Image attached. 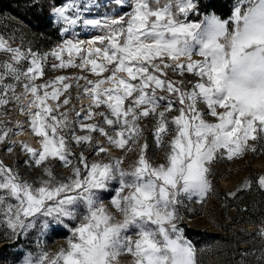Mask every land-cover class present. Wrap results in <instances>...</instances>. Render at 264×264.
Segmentation results:
<instances>
[{
	"label": "snow or ice",
	"instance_id": "1",
	"mask_svg": "<svg viewBox=\"0 0 264 264\" xmlns=\"http://www.w3.org/2000/svg\"><path fill=\"white\" fill-rule=\"evenodd\" d=\"M114 3L129 10L89 19L84 13L95 0L53 6L63 34L78 25L103 34L66 38L43 53L0 35V52L8 54L0 61V109L14 103L26 117L0 120V144L8 154L19 147L26 168L40 170L33 177L0 160V227L13 237L38 223L41 232L57 225L71 233L66 247L29 253L21 264H122L125 256L127 264H199L180 226L185 198L205 202L217 160L264 152V0H237L227 18L213 12L203 19H190L199 0ZM50 57L53 70L74 67L96 78L37 83ZM73 86L77 100L89 101L79 110ZM145 121L163 150L160 163L150 155ZM25 125L38 147L11 139ZM256 183L264 190V174ZM252 184L246 179L228 195ZM108 193L106 205L101 195Z\"/></svg>",
	"mask_w": 264,
	"mask_h": 264
},
{
	"label": "rangeland",
	"instance_id": "2",
	"mask_svg": "<svg viewBox=\"0 0 264 264\" xmlns=\"http://www.w3.org/2000/svg\"><path fill=\"white\" fill-rule=\"evenodd\" d=\"M66 2L67 0H64L63 3ZM84 3H87V0H81V5ZM117 10L120 13H123L129 9L127 6L120 7L116 5L114 0H95V5L91 6L90 10L84 13V17L89 19H101L106 15H115ZM209 13L213 12L203 13L200 19H203V16ZM190 19L194 18L190 15ZM53 21L57 22L55 14H53ZM62 26L63 25L61 24V28ZM101 34H103V29L78 25L69 33H62V36L63 39L78 37L81 40H88L95 35ZM17 46V44H14L13 47ZM66 55L67 54H65V56ZM0 59L2 61L8 59V54L0 52ZM52 62L53 61L50 57L48 64L45 66V75L38 78L37 83H44L48 79H52L58 75H65L69 77L82 75L87 76L88 79L96 78L91 72L82 71L81 69L74 67L53 70L51 68ZM76 62L79 63L78 58H76ZM186 79L191 80L193 77L189 75L186 77ZM79 83L83 85L85 81L80 80ZM22 90V87L19 86L16 89L18 93L22 92ZM69 91L72 93L73 97L72 104L76 106L77 110H79L82 105H87L89 102L87 97H82L80 100L75 98L77 91H79L75 88V86H73ZM61 99H63V97H61ZM24 102L27 101L25 100ZM48 103L52 104L53 102L49 100ZM5 113L7 114L5 115ZM72 115L74 116V113ZM0 120L23 122L26 120V117L19 112L17 106L14 103H10L9 105H6L4 108L0 109ZM144 125L145 136L148 138L150 144V155L154 158L155 163H160L162 162L163 150L157 149L152 140L151 123L149 121H145ZM9 126L14 127L12 124H9ZM94 136H98V134H94ZM11 139L17 141H27L33 147L39 146L38 138L35 137L33 133H31L30 129H28L26 125L20 135H12ZM6 147L7 145L0 144V160H3V162L7 165L19 168L22 174L26 173L27 175L33 177L39 174V169L29 170L26 168L23 163V161L26 159V156L19 147H16L12 154H8L6 152ZM76 150L79 151L80 149ZM113 154L121 155L118 150H113ZM134 158L135 154H132L125 162V166H127L128 163H131V160ZM55 168L59 173H66L67 171L59 163L55 164ZM262 174H264V152H248L243 157L236 158L231 161L227 160L226 158L217 160L213 166V174L210 177L212 180L213 190L208 195L205 202L203 204L198 203L196 197H193L191 200H188L187 198L184 200V205L180 209V214L184 217V219L180 222V226L184 229V234L186 233L187 228L194 227H199L205 232L222 231L229 234V231L237 229L239 225L243 226V224H241L242 220L239 210L240 207H242L244 196L246 198H250L251 201L254 200L258 202L259 205L264 206V200L261 198V189H259L258 184L256 183L259 175ZM246 179H251L253 181L251 189L241 190L237 192L235 197L228 195L229 192L236 191L238 188H240ZM223 190L226 191L227 194L223 195L221 193ZM243 191L247 192L244 193ZM110 197L111 193L101 195V199L106 205L109 204ZM228 198L231 199L232 202L229 201ZM221 208L223 209L222 218H220L219 214L217 213ZM188 209H191V211H188ZM245 227L249 229L256 227L259 230L261 227H264V218L262 223H258L256 225L246 223ZM70 234L71 233L68 231V229L57 225H51L47 230L41 232L40 224L38 223L37 227L30 230L28 235L13 237L6 231V229L0 227V238L7 239L0 241V264H21L22 260L27 254L32 253L35 256L41 250L55 253L60 247H66L67 238ZM185 237L190 240L186 234ZM240 242L243 246H247L248 248L245 250H240L234 261L230 264H241L242 260L243 264H264V260H257V257L261 255V249H264V236L259 235L257 231L255 234L248 235ZM217 243L218 241H213L212 243L210 242L206 244V246L202 248V252L204 255L206 254L205 256L207 257L202 260V262L200 261V264H223L221 262L220 255L215 254L216 252H219V250H217ZM245 253L248 254L245 255ZM130 259L131 258L128 256L123 257L122 264H127Z\"/></svg>",
	"mask_w": 264,
	"mask_h": 264
},
{
	"label": "trees",
	"instance_id": "3",
	"mask_svg": "<svg viewBox=\"0 0 264 264\" xmlns=\"http://www.w3.org/2000/svg\"><path fill=\"white\" fill-rule=\"evenodd\" d=\"M63 2L64 0H0V35L6 39L12 38L9 43L12 46L17 44L24 50L31 47L33 51H49L63 40L61 24L53 21L54 13L51 11L53 6H60ZM236 2L237 0H199V13L190 15L194 19H200L203 13L214 12L221 18H227ZM24 66H27V62ZM260 191L264 200V191ZM221 193L227 194L224 190ZM228 200L232 202L231 199ZM239 212L243 226L239 225L237 229L229 231V234L222 231L205 232L199 227L186 229V236L197 250L199 264L207 257L202 252V248L213 241H218L216 245L219 252L215 254L220 255L223 264H230L240 250L248 248L240 241L248 235L255 234L258 229L246 228V223L254 225L262 223L264 206L244 196ZM217 213L222 218L223 209L221 208ZM1 240L7 239L0 238Z\"/></svg>",
	"mask_w": 264,
	"mask_h": 264
}]
</instances>
